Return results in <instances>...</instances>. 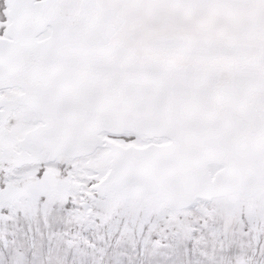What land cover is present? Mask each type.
<instances>
[{"label":"snow or ice","instance_id":"obj_1","mask_svg":"<svg viewBox=\"0 0 264 264\" xmlns=\"http://www.w3.org/2000/svg\"><path fill=\"white\" fill-rule=\"evenodd\" d=\"M0 264H264V0H0Z\"/></svg>","mask_w":264,"mask_h":264}]
</instances>
